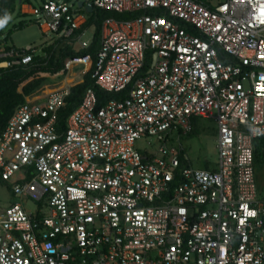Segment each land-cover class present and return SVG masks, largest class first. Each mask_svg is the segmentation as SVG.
Wrapping results in <instances>:
<instances>
[{
  "label": "built area",
  "instance_id": "built-area-1",
  "mask_svg": "<svg viewBox=\"0 0 264 264\" xmlns=\"http://www.w3.org/2000/svg\"><path fill=\"white\" fill-rule=\"evenodd\" d=\"M107 13L95 85L128 98L99 106L93 90L56 128L69 90L25 103L0 137V180L17 202L0 209V264H264V201L254 143L264 137V0H92ZM46 35L69 38L79 17L59 1L32 10ZM20 53V54H19ZM0 47L5 68L31 49ZM151 54V72L136 76ZM1 67V66H0ZM214 120L215 172L181 168L174 134ZM156 138L155 153L136 141ZM187 161V160H186ZM32 204L30 209L27 205Z\"/></svg>",
  "mask_w": 264,
  "mask_h": 264
},
{
  "label": "trees",
  "instance_id": "trees-1",
  "mask_svg": "<svg viewBox=\"0 0 264 264\" xmlns=\"http://www.w3.org/2000/svg\"><path fill=\"white\" fill-rule=\"evenodd\" d=\"M40 1L41 5L46 2V0ZM196 1L212 8L208 0ZM19 2L30 5L29 0H0V27L3 28L6 23L12 21L16 13L17 4ZM139 15V13H107L103 12L102 10L95 9L91 15H88L90 25L95 27V37L93 44L88 50L82 51L80 53H73L68 48L57 49L55 46H50L42 51L41 54H32V61L28 65L0 68V137L17 109L26 103V98L33 96L43 86L45 83V78L42 76L46 75L55 77L58 75H65L66 70L64 68V63L66 60L72 57L89 55L93 62L95 61L96 54L100 48L99 46L102 38V25L105 20L114 19L121 22L131 21L137 18ZM22 27L23 25L20 24L13 30L21 29ZM12 33V31H9L5 35L3 32H0V47H5L6 51H11V47L13 48V45H11ZM61 39L62 42L65 40L63 38ZM151 57V54H148V60L146 61L144 68L136 76V80L147 75L150 67ZM130 89L131 86L124 92L118 94L104 92L95 85V82L92 79L91 68L88 73L84 75L83 82L69 90V95L65 98V107L60 109L57 114V130L59 132L65 131L67 119L76 109L79 108L86 91L93 90L97 96L99 106H103L111 100L123 101L127 99ZM200 120L201 119L199 118L192 119V130L190 133L184 135L200 134L203 131L200 127ZM179 134L183 133L179 132ZM171 139L172 138L169 140V144ZM179 150L181 168L190 166V162L186 159L183 150ZM260 164L264 165V137L254 143V167ZM203 170L215 172L216 168L206 164L203 166ZM0 183L2 185L4 184L1 182V180Z\"/></svg>",
  "mask_w": 264,
  "mask_h": 264
},
{
  "label": "rangeland",
  "instance_id": "rangeland-1",
  "mask_svg": "<svg viewBox=\"0 0 264 264\" xmlns=\"http://www.w3.org/2000/svg\"><path fill=\"white\" fill-rule=\"evenodd\" d=\"M63 1V0H61ZM68 1V0H66ZM76 1V0H71ZM211 7H215L219 4L225 3L226 0H208ZM32 8L38 9L41 7L40 0H29ZM19 12L15 13L12 21L6 23L0 32L5 35L7 32L12 31L11 44L18 49H26L28 46L31 48L39 49L44 42L48 41L51 37H47L42 34L37 19L34 16L28 15L20 17ZM22 23L21 29L13 30L15 26H19ZM81 67H74L73 73H77V78H81L80 75ZM89 69V68H84ZM45 81H48L49 76H42ZM50 81V82H49ZM45 85H48L49 90L58 89L62 87V81H51L49 79ZM44 88L43 86L41 89ZM40 89V90H41ZM43 90V89H42ZM200 127L203 130L200 134L184 135L174 134L170 141L171 146L177 149H182L186 159L190 162V166L193 169H203L206 164L210 166L218 165V149H217V126L214 120H200ZM136 149L141 153H155L160 147L156 138H143L135 143ZM255 170V181L259 199L264 201V165L260 164L254 167ZM13 202H17V199L13 198L9 191V187L5 184L0 183V209H5L10 206ZM28 208L32 209L33 205H27Z\"/></svg>",
  "mask_w": 264,
  "mask_h": 264
},
{
  "label": "crops",
  "instance_id": "crops-1",
  "mask_svg": "<svg viewBox=\"0 0 264 264\" xmlns=\"http://www.w3.org/2000/svg\"><path fill=\"white\" fill-rule=\"evenodd\" d=\"M52 1L62 2V3L67 4L70 7L71 13L76 15V17L80 18V20L78 21V24H79L78 29L74 30L72 35L69 38H64V37L55 36V35H46V33H44L43 29L39 27L43 35H45L47 37H51V38L48 41L44 42L43 45L41 46V48H39V49L31 48L29 46L26 49L29 48L34 53H37V54H41L42 51H44L45 49H47L50 46H55V48H57V49L68 48L73 53H80L82 51L88 50L90 48V46L93 44V40L95 37V27L90 25L88 15H91L96 8L93 6V10L89 13L83 7L78 8L77 4L79 2H83V1H86L87 3H89V2L92 3V0H76V1L52 0ZM33 9H36V8H32L28 4H22L21 2H19L17 4L16 12L18 10V12L20 13L19 14L20 17H25L28 15L34 16V15H32ZM131 14H135V13H131ZM36 24H38V20H37ZM16 27H18V26H15L14 28H16ZM61 38L65 39V40L62 42ZM3 49L5 50V52H10V51H6L5 47H3ZM26 49L21 50V49L16 48L14 45H13V48L11 47V51H14L16 53H19V51L21 52V51H24ZM34 53H31V55ZM9 61H10L9 58L1 59L0 60V66H1L0 68H5V64ZM89 70L90 69L87 70V69L82 68L80 71V75H82L81 78H77L78 77L77 73H73L72 70L69 72H66V74L63 76H61V75H58L55 77L49 76L48 81H49V79L51 81H55V80L59 81L60 80L59 83H61V81L63 80L62 81V87H59L58 89H54V90H49L48 85H45V83H47L48 81H45V83L43 84L44 88H42L43 90L40 88L41 90L39 89L33 96L26 98L25 102L26 103L27 102L38 103V104L44 103L46 97L49 94H51L53 92L61 91V90H67V89L70 90L72 87H74L78 84H81L83 82L84 75L86 73H88Z\"/></svg>",
  "mask_w": 264,
  "mask_h": 264
},
{
  "label": "water",
  "instance_id": "water-1",
  "mask_svg": "<svg viewBox=\"0 0 264 264\" xmlns=\"http://www.w3.org/2000/svg\"><path fill=\"white\" fill-rule=\"evenodd\" d=\"M77 7L78 8H84L87 12H91L92 10H93V5H92V3H87L86 1H83V2H79L78 4H77ZM156 59H157V57H156V55H154V57H153V61H152V64H151V67H150V70H149V72H151V70L153 69V67H154V65H155V62H156Z\"/></svg>",
  "mask_w": 264,
  "mask_h": 264
}]
</instances>
